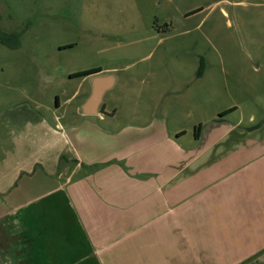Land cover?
I'll use <instances>...</instances> for the list:
<instances>
[{"label":"rangeland","instance_id":"rangeland-1","mask_svg":"<svg viewBox=\"0 0 264 264\" xmlns=\"http://www.w3.org/2000/svg\"><path fill=\"white\" fill-rule=\"evenodd\" d=\"M0 33L22 34L0 42L2 220L82 173L61 136L96 119L80 115L91 85L73 73L115 76L114 129L154 120L174 141L187 130L185 145L230 108L237 134L264 123V0H0Z\"/></svg>","mask_w":264,"mask_h":264},{"label":"crops","instance_id":"crops-1","mask_svg":"<svg viewBox=\"0 0 264 264\" xmlns=\"http://www.w3.org/2000/svg\"><path fill=\"white\" fill-rule=\"evenodd\" d=\"M103 104L61 136L82 175L0 215V264H264V123L237 134L221 112L183 145L102 124Z\"/></svg>","mask_w":264,"mask_h":264},{"label":"water","instance_id":"water-1","mask_svg":"<svg viewBox=\"0 0 264 264\" xmlns=\"http://www.w3.org/2000/svg\"><path fill=\"white\" fill-rule=\"evenodd\" d=\"M89 79L91 92L81 104L80 113L83 116H97L100 114V108L104 102L105 95L113 88L116 78L114 75L94 74Z\"/></svg>","mask_w":264,"mask_h":264},{"label":"trees","instance_id":"trees-1","mask_svg":"<svg viewBox=\"0 0 264 264\" xmlns=\"http://www.w3.org/2000/svg\"><path fill=\"white\" fill-rule=\"evenodd\" d=\"M197 11L195 12H192L190 13L191 14H194L196 13ZM22 34H12V35H9V34H5V33H0V42L2 44H5L7 45L8 47H11L10 43H11V40H16L19 44V38ZM74 47L73 45H68V46H64L63 48H72ZM206 66H205V62L204 60L201 61V65H200V70H199V75L202 76L203 73H204V70H205ZM103 69L102 68H93V69H88V70H83V71H80V72H76V73H73L70 75L71 78H85V77H88V76H91V75H94V74H98L100 72H102ZM59 105V104H58ZM104 106V104H103ZM236 108H231V109H228L224 112H222L220 114V116L224 117L228 114H230L231 112L235 111ZM201 131H202V125L199 124L198 126L195 127V136L197 138L200 137V134H201Z\"/></svg>","mask_w":264,"mask_h":264},{"label":"flooded vegetation","instance_id":"flooded-vegetation-1","mask_svg":"<svg viewBox=\"0 0 264 264\" xmlns=\"http://www.w3.org/2000/svg\"><path fill=\"white\" fill-rule=\"evenodd\" d=\"M89 77V76H88ZM85 78H87V77H85ZM83 79V78H82ZM101 110H102V108H101Z\"/></svg>","mask_w":264,"mask_h":264}]
</instances>
